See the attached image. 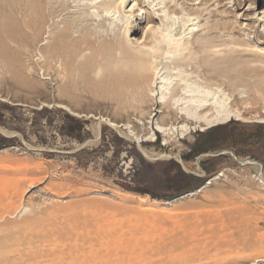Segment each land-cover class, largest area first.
Returning <instances> with one entry per match:
<instances>
[{
  "label": "rangeland",
  "instance_id": "1",
  "mask_svg": "<svg viewBox=\"0 0 264 264\" xmlns=\"http://www.w3.org/2000/svg\"><path fill=\"white\" fill-rule=\"evenodd\" d=\"M68 1L69 14L53 19L56 28L78 17L73 0ZM135 3L142 18L127 35L130 49L154 47L151 36L139 43L146 33L166 30L185 37L192 61L179 65L164 52L152 57L139 102L121 88L117 73L123 63L108 46L130 23L122 13L113 11L105 23L80 22L72 30L73 38L88 34L97 43L107 41L108 50L92 72L64 71L60 61L46 56L48 34L32 49L0 37V53L17 55L0 58V130L6 133L0 134V240L6 242L7 259L10 264H170L168 257L190 250L187 264H264V184L249 164L257 163L264 173V123L233 120L169 148L160 135L139 147L133 141L144 136L139 129L138 138H129L108 125L148 120L151 130L161 116L158 110H165L149 96L156 74L165 81L187 74L191 100L206 94L229 107L249 100L263 118L264 73L245 84L235 74L232 86L220 76L210 79L192 44L217 36L232 42L217 48L221 56L235 52L241 69L254 65L264 52L256 36L264 31V0H129L124 11ZM234 43L248 51L238 52ZM44 64L51 70L45 72ZM9 66L33 71L14 73ZM169 127L176 131L177 125ZM158 153L171 156L153 162L143 156ZM234 243L238 254L226 259Z\"/></svg>",
  "mask_w": 264,
  "mask_h": 264
},
{
  "label": "bare ground",
  "instance_id": "2",
  "mask_svg": "<svg viewBox=\"0 0 264 264\" xmlns=\"http://www.w3.org/2000/svg\"><path fill=\"white\" fill-rule=\"evenodd\" d=\"M128 3L129 0H73V8L77 10L78 17L72 23L66 22L64 28L59 29L55 27L53 19L57 17L59 13L69 14L71 4L68 0H50L49 2L45 0H0L1 41L8 40L9 42H13L15 44L17 43V45L20 44L32 49L41 42L43 36L48 34L51 43L43 45L44 54L50 58L57 59L58 63L60 61L59 65L63 66L64 71H68L69 69L79 72H92L96 69L98 70L97 65H99L102 53L108 50L109 46L111 50L117 54L119 60L123 63V68L117 73L121 78H123L120 83L121 88H124L127 91V97H129L130 100L132 99L135 102H139V96L141 94L140 89H143L142 81L149 78L150 68H148V62L152 57H154L156 54L164 52L168 58L173 59V63L175 62L179 65H182L184 63L186 64L188 59L192 63L191 59L188 57L191 51L188 52V43H185V37H181V35L174 37L166 30H161L162 32H155L151 35L150 33H146L144 35L143 42L139 43V45L144 44L151 36L150 40L151 43L154 44V47L146 45L141 50L139 49V51L130 49V46H128L129 44L127 41V35L134 31V28H131V25L137 21L139 16L142 18V14H138V12H141V9L136 3L129 11L125 12L124 10L128 7ZM235 5L236 8L241 6V4L237 2H235ZM113 11L124 14L127 19L130 20V23L123 26L124 30L122 34H120L114 40L108 42V46L106 44V40L97 43L96 40L89 38L90 35L88 36V34L83 36L80 35L77 38L72 37L71 33L76 24L83 21L105 23L113 17L111 15ZM147 19L148 23H152L153 19L151 15H148ZM216 26L221 28L220 25ZM49 28L51 30H48ZM185 31L188 32L189 30L185 29ZM15 34H18L19 38H15ZM211 36L209 35L208 38L206 37L207 39L203 38L202 42L197 41L194 45L192 44V50L194 51V55H198L196 60L201 65L203 74L207 75L210 79H215L220 76L225 80L226 84L232 86L233 80L236 78L234 76L235 74L239 73L240 75H238V77L240 76L242 82L245 84L246 78L252 80L254 76H258V74L262 75L264 73L261 71L264 69V52H259V58L252 62L253 64L255 63L254 65L243 66L244 68L242 67L243 69H241L242 65H240L235 52H230L224 56H221L220 52L217 50L218 47H227L229 44H232V42H229L228 44V42L222 41L217 36ZM256 36L258 40L261 39V42L259 43L264 44V31L258 32ZM46 37L48 38V36ZM233 45V48L236 47L234 49H236L238 52L248 51V49H240L243 44L241 45L240 43H234ZM89 50H92L91 54L88 56L83 55ZM228 50L230 51L233 49L231 48ZM20 55L22 54L19 53V56ZM16 56L17 55H14L13 53H0V58L3 61H10L12 58H16ZM130 63L133 64H131L129 67ZM191 65L192 64H190V66ZM43 68L45 69V72L51 70V66L48 64H44ZM6 70L14 73L21 72L23 74L33 71V69L30 68L20 69L10 66ZM115 74L116 73H112V75ZM159 75L160 74H156L154 77V90L150 91L151 93L149 96L153 97L155 99V103L164 107L165 110H158V113H160L161 116L156 119L154 126L150 127L151 130L148 127L150 123L148 120L135 122V126L130 125L129 123L116 124L113 122H108L109 127L126 131L129 138H132L133 135L138 138L136 134L138 129L141 133H144L143 137L133 140L139 147L142 143L152 144L154 141H156V135H160L163 138L162 146L168 148L169 146L179 147V145L181 146L180 141L189 139L192 134L198 131L204 132L211 128L230 124L233 122V120L242 123H264V117L261 118L257 115V109H255V106H253L249 100L244 101L240 107H229L228 105L226 106V101L224 102V100L221 101L217 98L215 99V96L208 98V96L205 97V94L202 96L192 97V100L195 99V102H197V104H192V100L186 96L187 85L185 78L188 77L187 74L179 75L181 77L178 80L172 79L173 82L169 79L165 81V79L163 80V78H161L162 76L159 77ZM145 85L144 86L146 88L153 87V85H149L148 82H146ZM251 86L252 81L247 82L246 88H251ZM181 98H183L182 101H185L184 103L181 102ZM57 107L68 111L74 117H83L82 115L73 114L71 110H68L66 107ZM252 113L255 114V117H247ZM86 118L92 119V116L88 115ZM95 119L98 118L95 117ZM100 119V122L106 123L104 118L101 120ZM170 124L171 126L177 125L176 131L173 130L174 126L173 128L169 127ZM0 134L4 135L6 133L0 130ZM9 150H13V148ZM143 156L153 162L155 160L165 161L169 159L171 155L167 153H158L153 158L147 155ZM249 164L253 165L254 169H256L257 175L261 178L264 184V173L261 167H258L257 163L253 162ZM190 196L192 195L190 194ZM3 206L5 205L3 204ZM242 243L241 246H243ZM234 244L235 245L231 244V246H233L235 249V251L233 250L234 253L232 251H229L230 253H228V255L225 253V256L227 255L226 259L232 254H238L237 249L239 248L236 246L237 243ZM0 245V264H10L9 259H7L9 252L7 253V250H5L7 247L6 242H2L0 240ZM188 251L190 252V250ZM188 251L183 252L178 256L176 255L173 257H168L167 260L170 264H187ZM235 259L238 261L237 258ZM218 261H220V259H218ZM238 262H236V264ZM219 264H221V261Z\"/></svg>",
  "mask_w": 264,
  "mask_h": 264
}]
</instances>
